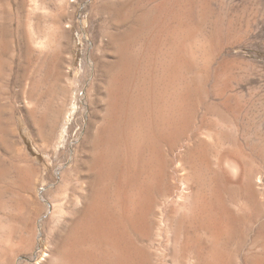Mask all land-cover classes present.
Segmentation results:
<instances>
[{"label": "rangeland", "instance_id": "obj_1", "mask_svg": "<svg viewBox=\"0 0 264 264\" xmlns=\"http://www.w3.org/2000/svg\"><path fill=\"white\" fill-rule=\"evenodd\" d=\"M124 1L0 0V264H62L50 256L63 230L52 204L99 124L100 66L137 58L151 33L160 41L141 71L153 89L97 188L113 232L68 237L62 254L67 264H264V0ZM121 16L140 34L114 55L104 45ZM25 156L38 167L30 183ZM228 156L255 174L256 198L224 176Z\"/></svg>", "mask_w": 264, "mask_h": 264}, {"label": "bare ground", "instance_id": "obj_2", "mask_svg": "<svg viewBox=\"0 0 264 264\" xmlns=\"http://www.w3.org/2000/svg\"><path fill=\"white\" fill-rule=\"evenodd\" d=\"M133 5L134 4H132V0H127L124 1L123 7L126 8L130 6L131 10H133L134 8ZM163 8H164L163 3L160 4L157 3L150 6L146 11L148 15L151 17L150 21H152L153 19H154L153 22H155V19L159 20V16L162 14ZM120 18L121 19L118 18L119 20L112 21L111 25L109 24L110 26H112V29L107 30L108 32L107 42L104 45V51L114 55H116L115 53H118L117 47L123 49L124 47H127V45H131L133 41L136 39V37L139 36L138 34H140L139 32H137L136 29L138 28L137 26L133 27L134 24L132 25L130 23L129 25H127L126 17L121 16ZM124 25L125 26L127 25V28ZM156 25L158 24H155V26ZM150 26L148 25V27ZM162 26L163 25L160 24L161 28ZM121 27H123V29ZM131 32H133V34H131ZM157 36H158L157 34H154L153 36V33H151V35H147V36L145 35V38L142 37L143 39H139L140 43L137 50L139 56L137 58L135 56L132 55L130 56L126 54L125 58L116 57L112 61H109L107 65L103 64V66H100L102 67L100 69V71L102 70L100 75H102V78L104 79L102 80L105 83L104 92L106 94L104 95L106 96V98L105 97L104 98L106 100L104 99L105 105L102 107V109H100L101 111L99 110L101 115L100 119H98L99 124L96 127V129H94L95 131L93 132L91 131L92 133H90L87 136L85 142L82 143L81 145L82 155H80L75 160L72 169L73 175L70 176L69 178L68 177L65 178L62 181V183L57 186V190H56L57 194H59L61 191H65L64 199L60 201V199L55 197L54 203L52 204L53 209L50 216L55 221V224L58 222L63 223V227H61L63 230H58L59 231L58 237L53 239L52 242L53 246L50 252V256L51 258L58 257L59 259H61L62 264L68 263L66 256L62 254L61 251L68 237H73V239L79 240L81 238L84 239L85 236L94 235L96 240L97 241L99 240L98 242L101 243L102 241H105L107 237L109 238L111 232H113V227L115 226H113L111 214L107 209L104 208V206L101 205V201H99V198L97 196V188L99 185H101L102 181L106 177L105 174L107 171L105 167L108 165L107 161L109 160L113 161V159L116 158V157L113 158V156L117 155L118 153L117 151L121 149L125 141V138L128 137L125 135L126 130L128 132V129L130 128L131 125H133L137 121L139 122L142 119L140 114L141 111L138 108V105L140 103H141L140 106L145 105L146 103L145 99L148 98L147 91L150 88L153 89L152 87L153 82L149 80L146 81V76L145 75L143 76L145 72L143 73L141 70L144 61H146L148 58L151 57L152 53L156 49L158 40L160 41V39H158ZM133 84L136 91L133 90V93H131L129 89ZM99 87L100 88L98 90L101 89L102 91L103 85L102 87L101 86ZM102 93L100 94V97ZM133 104L136 106L137 110L134 113V117L131 118L129 117L130 115H128V112L129 109L131 108V105ZM158 116H160V114ZM155 122L156 121H154V125H157L156 124L157 122L156 123ZM158 131L156 130L152 136L156 138ZM147 133H149V131ZM107 149H111L109 152L110 154L106 153ZM23 161L24 164L22 170L24 172V177L30 183L34 177L35 172L38 171V167H36V165L32 162V160H30L26 156L24 157ZM240 161L242 162V160ZM220 167L225 177L227 176L229 178L230 176H232L233 178L236 179L233 183V181H231L233 178L232 179L230 178L231 180L227 178L229 181L232 182V184L240 185L242 183H245L250 194L256 198L257 184L255 181V174L251 171V169L243 168L242 164L239 163V160L236 159V157H231V156L224 157L220 161ZM179 190H180L179 192V196H180V194H182L181 193L182 188ZM79 205L81 206L80 208L78 207ZM203 211L204 209L201 211L202 214H204ZM163 216H164V220L167 221L168 219L166 215L163 214ZM161 219L163 218L161 217ZM205 223L206 222L203 220L202 222L199 221V227L202 228ZM87 238L89 239V237ZM47 255L48 253L46 251H43V253L41 254V260L45 259ZM69 262L71 261L69 260Z\"/></svg>", "mask_w": 264, "mask_h": 264}]
</instances>
